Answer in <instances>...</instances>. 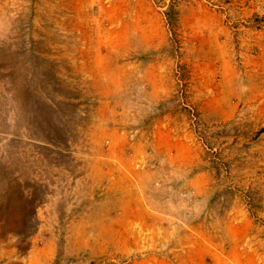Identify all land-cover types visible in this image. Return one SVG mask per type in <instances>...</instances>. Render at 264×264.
Here are the masks:
<instances>
[{
    "label": "rangeland",
    "instance_id": "374dc122",
    "mask_svg": "<svg viewBox=\"0 0 264 264\" xmlns=\"http://www.w3.org/2000/svg\"><path fill=\"white\" fill-rule=\"evenodd\" d=\"M0 264H264V0H0Z\"/></svg>",
    "mask_w": 264,
    "mask_h": 264
}]
</instances>
